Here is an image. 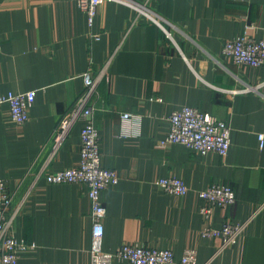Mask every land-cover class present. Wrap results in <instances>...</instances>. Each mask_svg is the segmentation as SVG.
Wrapping results in <instances>:
<instances>
[{"label":"crops","instance_id":"obj_1","mask_svg":"<svg viewBox=\"0 0 264 264\" xmlns=\"http://www.w3.org/2000/svg\"><path fill=\"white\" fill-rule=\"evenodd\" d=\"M78 1L0 0V95L36 94L21 126L0 105V181L13 196L8 215L14 236L33 245L18 264L92 263L88 187L51 184L45 175L79 163L84 121L57 148L51 135L83 91V74L103 71L93 121L102 165L119 176L102 192L103 249L137 243L172 249L176 264L186 249H196L197 264H264V66L222 55L225 41L246 32L264 40V0L107 1L92 24ZM133 5L146 6L161 25ZM251 86L257 90L242 91ZM185 105L230 125L226 157L159 145L170 115ZM123 113L139 124L123 125ZM123 126L131 134L123 136ZM163 177L182 179L190 191L166 193L156 184ZM214 184L232 187L237 201L215 207L210 226L243 225L225 248L221 237L201 236L197 191Z\"/></svg>","mask_w":264,"mask_h":264},{"label":"built area","instance_id":"obj_2","mask_svg":"<svg viewBox=\"0 0 264 264\" xmlns=\"http://www.w3.org/2000/svg\"><path fill=\"white\" fill-rule=\"evenodd\" d=\"M107 1L126 0H79L78 6L88 15L92 24L98 8ZM140 13L160 24V21L149 11L146 6L133 5ZM161 25V24H160ZM100 39L99 35L95 36ZM1 50V44H0ZM222 55L231 59L238 65L251 67L264 66V40H257L251 34L245 33L229 39L223 43ZM104 71L98 78L91 73L83 74L84 89L77 97L69 111L60 119L51 135V141L57 148L69 134L78 121H84L81 130V146L79 163L73 167L46 173L48 183L63 184L76 183L88 187L91 200V217L93 221V238L91 247V264H113L115 260L126 261L130 264H176L175 253L172 249H161L144 244L124 243L116 252H107L103 249L104 226L103 220L107 209L102 200V192L114 187L119 182V176L113 169L102 165L101 135L93 121L94 98L97 93L98 83ZM257 87H249L243 92L256 91ZM231 93L235 91H229ZM35 91L11 92L0 95V105L7 104L10 108L11 119L17 125L25 124L29 119V111L35 101ZM123 125L134 122L139 124V118L132 113L122 114ZM170 129L167 136L159 142L161 147H170L173 144H182L191 150L202 154L217 153L226 157L231 147L230 125L210 113L203 112L191 106H183L172 112L169 117ZM123 136L131 134L123 126ZM263 145L264 135L260 134ZM156 184L166 193L184 197L190 187L180 178L163 177ZM202 200L200 212L204 218L201 230L202 237L222 238V247L225 248L236 242L237 235L243 225L226 222L220 229L210 226L214 208L227 209L237 201V196L232 187L214 184L204 190L197 191ZM12 193L7 181H0V264H18L20 253L29 246L25 240L17 239L13 233V217L8 215L12 204ZM196 249H186L180 264H197Z\"/></svg>","mask_w":264,"mask_h":264}]
</instances>
